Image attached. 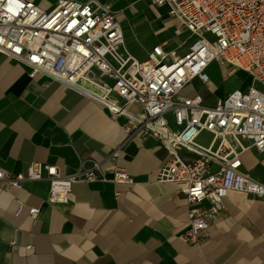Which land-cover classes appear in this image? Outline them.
I'll use <instances>...</instances> for the list:
<instances>
[{
	"label": "crops",
	"instance_id": "0c3cea01",
	"mask_svg": "<svg viewBox=\"0 0 264 264\" xmlns=\"http://www.w3.org/2000/svg\"><path fill=\"white\" fill-rule=\"evenodd\" d=\"M31 1L50 10L58 0ZM97 1L117 12L125 45L140 61L157 45L183 55L196 39L167 4ZM224 68L227 74L246 78L235 89L251 84L244 70ZM31 70L0 52V167L20 173L39 161L57 164L63 174H71L84 162L104 160L121 145L117 164L134 183L76 182L64 203L47 201L46 178L20 188L0 184V264H264V199L231 190L208 235L200 243L182 240L178 235L188 228L189 202L175 184L157 180L167 150L151 137L126 131L127 118L112 117L88 93L45 74L31 77ZM235 89L203 94L213 103ZM242 162L245 172L264 181L263 152L246 151ZM106 167L111 177L112 165ZM201 205L208 206L209 201ZM31 207H40L36 219L29 214Z\"/></svg>",
	"mask_w": 264,
	"mask_h": 264
},
{
	"label": "built area",
	"instance_id": "2783aa9c",
	"mask_svg": "<svg viewBox=\"0 0 264 264\" xmlns=\"http://www.w3.org/2000/svg\"><path fill=\"white\" fill-rule=\"evenodd\" d=\"M153 2L167 4L196 36L185 54L157 45L146 60L136 59L125 45L117 12L97 0H58L50 10L31 0H0V52L30 66L31 77L45 74L88 93L112 117L124 115L126 131L161 144L167 155L157 180L175 184L189 202L188 228L178 237L200 243L225 208L229 191L264 199V181L242 169L243 153H264V0ZM212 61L244 70L251 84L213 103L201 91L184 93L196 79L208 84ZM83 78L99 85L104 95L82 87ZM132 104L139 108L131 110ZM121 155L122 146L117 145L104 160L84 162L71 174L39 161L20 173L0 167V184L20 188L46 178L47 201L64 203L76 182L134 183L117 164ZM108 163L111 177L106 175ZM204 200L208 206L201 205ZM23 206L20 202L19 208ZM39 213L40 207L29 209L33 219Z\"/></svg>",
	"mask_w": 264,
	"mask_h": 264
},
{
	"label": "rangeland",
	"instance_id": "374dc122",
	"mask_svg": "<svg viewBox=\"0 0 264 264\" xmlns=\"http://www.w3.org/2000/svg\"><path fill=\"white\" fill-rule=\"evenodd\" d=\"M207 72L210 75L211 80L205 86L198 82V80H194L193 83L188 85L183 92L189 93L194 88H197L201 92H205L206 95H216V90L218 88L222 89H235L244 85L247 80L246 78L237 75L236 73L227 74L224 66H221L217 61L210 62Z\"/></svg>",
	"mask_w": 264,
	"mask_h": 264
},
{
	"label": "bare ground",
	"instance_id": "6f19581e",
	"mask_svg": "<svg viewBox=\"0 0 264 264\" xmlns=\"http://www.w3.org/2000/svg\"><path fill=\"white\" fill-rule=\"evenodd\" d=\"M80 84L82 85V87H84L86 90H88L90 93L94 95L97 96L104 95L103 89L99 85L95 84L94 82L90 81L87 78H83L80 81Z\"/></svg>",
	"mask_w": 264,
	"mask_h": 264
}]
</instances>
